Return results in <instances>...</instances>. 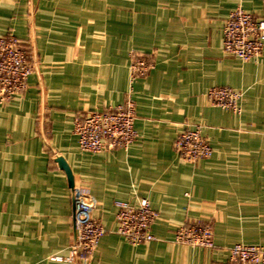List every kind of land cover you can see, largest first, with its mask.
<instances>
[{"label":"crops","instance_id":"0c3cea01","mask_svg":"<svg viewBox=\"0 0 264 264\" xmlns=\"http://www.w3.org/2000/svg\"><path fill=\"white\" fill-rule=\"evenodd\" d=\"M239 7L264 20V0H0V35L35 63L26 91L0 104V264H69L50 257L69 254L78 186L106 230L90 264H222L236 244L264 247V54L223 51ZM133 54L155 62L134 82ZM223 86L242 92L241 113L210 103L207 91ZM129 97L136 141L83 152L75 117ZM193 127L214 151L195 164L174 148ZM140 198L158 214L156 240L132 246L116 232L115 203ZM194 221L212 227L213 249L175 242Z\"/></svg>","mask_w":264,"mask_h":264},{"label":"built area","instance_id":"2783aa9c","mask_svg":"<svg viewBox=\"0 0 264 264\" xmlns=\"http://www.w3.org/2000/svg\"><path fill=\"white\" fill-rule=\"evenodd\" d=\"M223 51L243 61L258 59L264 54V20L257 19L242 8L230 12L223 30ZM130 65L131 81L143 78L154 69L152 56L133 54ZM35 71V63L28 51L12 33L0 35V104H5L23 94L29 77ZM242 92L234 88L212 87L207 98L214 106L241 113ZM136 103L129 97L122 104L103 111L77 115L73 133L83 152L104 153L128 149L137 139L135 129ZM174 148L182 161L195 164L213 155V147L200 127L185 129L174 142ZM75 234L69 246V254L52 255L51 261L69 264H90L106 230L93 213L95 200L88 188L74 187ZM116 232L130 245L139 246L156 240L152 227L158 218L146 198L135 204L116 201ZM175 242L192 247L213 249L212 227L200 221L184 223L175 233ZM227 261L222 264H264V247L236 244L230 249Z\"/></svg>","mask_w":264,"mask_h":264},{"label":"water","instance_id":"95a60500","mask_svg":"<svg viewBox=\"0 0 264 264\" xmlns=\"http://www.w3.org/2000/svg\"><path fill=\"white\" fill-rule=\"evenodd\" d=\"M56 161L59 163V166L66 172L70 186L74 187L75 185L74 178L70 170V167L68 166L66 161L62 157H57Z\"/></svg>","mask_w":264,"mask_h":264}]
</instances>
